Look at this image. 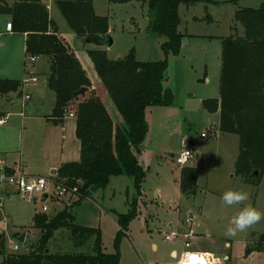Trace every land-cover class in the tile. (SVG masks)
Instances as JSON below:
<instances>
[{"label": "rangeland", "instance_id": "1", "mask_svg": "<svg viewBox=\"0 0 264 264\" xmlns=\"http://www.w3.org/2000/svg\"><path fill=\"white\" fill-rule=\"evenodd\" d=\"M6 2L12 5L14 0ZM263 2L264 0H218L217 3L200 2L191 6L181 4L178 13L182 43L176 51L168 54L163 50V44L168 38L153 29V12L147 3L93 0L95 12L108 17L109 36L113 40L110 46L109 42L98 45L82 40L71 29L58 7L55 6V10L51 11L60 31L70 41L83 65L92 71L93 76L95 66L91 58L84 55L87 49L106 50L110 59L125 58L133 53L140 61L168 60L163 87L169 90L170 99L165 105L146 110L148 135L141 150L134 151L145 171L142 196L138 197L133 178L113 175L104 187H94L82 195L78 202L68 205L76 223L100 229L102 250L119 254L120 264H176L171 252H181L184 242L167 240L165 234L170 229V223L175 228L177 224L186 226L184 221L189 213L199 224L197 227L194 224L193 229L203 233L192 238V248L210 250L222 255L223 252H231L225 246L226 241L234 243L247 239L252 243L250 246L254 247L263 244L261 236L264 233V219L238 233L235 238H228L224 233L231 219L245 205L251 204L264 211V174L258 184L245 182L236 174L235 162L239 154L240 137L217 129L219 111H211L204 102L195 109L186 108L188 96L202 101L220 97L223 39L237 32L233 26L239 7H259ZM6 16L0 14V78L24 80L25 77L22 76L26 67L36 72L41 67L45 68L47 61L40 58L35 62L31 61L30 55L25 56L21 34L1 33L2 18ZM237 26V33L243 34L244 28L240 24ZM21 83L19 90L29 87L24 81ZM29 85H32L30 91L33 97L25 101L26 105L18 96L14 103H9L0 94V107L14 113L12 120L19 112L30 109L34 111V106L40 113H50L52 110L54 96L45 78L41 77L34 83L29 82ZM93 92L97 94L95 89ZM108 100L114 119L118 124L123 123L124 119L109 95ZM72 105L76 107L77 103ZM41 122L43 121L39 124ZM52 126L43 130V136H56V132H52ZM36 127L39 132L35 137L40 143V126L35 125ZM213 128H216V133L210 132ZM203 132L209 134L203 137ZM73 136L74 130L70 137ZM185 137L197 141L194 157L186 166L197 165L201 168L196 192L187 195L180 190L181 170L184 166L176 162V156L183 149L182 141ZM74 139L68 145L71 152L76 149L77 142ZM229 188L245 190L248 200L240 205L226 206L221 197ZM9 189L1 188L0 197ZM53 190L51 186L50 191ZM10 192V197H4L0 204V235H3L0 243V264L6 254L28 253L38 246L42 231L34 226L33 217L36 211L42 210L47 201L44 194H37L30 200L22 198L15 191ZM136 197L139 199L138 214L131 220L128 230L120 233L118 214L127 213L130 202ZM56 212L58 208L47 214L54 215ZM181 221L184 223H180ZM16 232L26 233L24 242L13 238ZM15 244L18 249H14ZM48 247L51 253L97 252L95 237L83 244H77L68 228L55 231ZM222 264H231V261L227 259Z\"/></svg>", "mask_w": 264, "mask_h": 264}, {"label": "trees", "instance_id": "2", "mask_svg": "<svg viewBox=\"0 0 264 264\" xmlns=\"http://www.w3.org/2000/svg\"><path fill=\"white\" fill-rule=\"evenodd\" d=\"M109 1L147 3L153 12L155 31L168 38L163 44L166 54L176 51L182 43L179 6L218 2ZM54 2L78 37L98 45L108 43V17L95 12L93 0ZM0 14L11 16L13 31L27 33V55L49 58L47 82L56 95L50 118L60 121L70 113L76 118V134L81 142L80 160L64 163L58 169L56 180L78 185L84 195L94 187H104L113 175H127L133 178L138 197L142 196L145 171L134 151L140 150L149 131L146 110L165 105L170 99L169 90L163 87L168 60L140 61L133 53L125 58L110 59L106 50H87L100 80L124 119L123 123L115 124L102 99L93 92V83L86 70L67 40L59 34L58 24L42 0H14L12 5L0 0ZM235 19L233 28L238 32L237 25L240 24L244 33L236 32L223 39L220 97L203 102L211 111H219L218 130L240 137L236 174L245 182L258 184L264 174V2L259 7H239ZM21 86L20 80L0 79V94H21ZM83 87L88 88L85 94L76 96ZM73 103H77L76 107ZM2 115L0 112V117ZM212 130L210 132L216 133V128ZM256 171L258 175H255ZM200 173L201 168L197 165L182 168L180 190L183 194L196 192ZM138 197L130 202L127 213L118 214L120 233L127 231L131 220L137 216ZM33 218L34 226L42 231L38 246L28 253L6 254L1 264H120L119 254L102 250L100 229L76 223L70 206L54 215L36 212ZM61 228L70 229L77 244L95 237L97 252H47L49 241ZM261 237L263 244L254 247L249 243L248 251H264V233Z\"/></svg>", "mask_w": 264, "mask_h": 264}, {"label": "crops", "instance_id": "3", "mask_svg": "<svg viewBox=\"0 0 264 264\" xmlns=\"http://www.w3.org/2000/svg\"><path fill=\"white\" fill-rule=\"evenodd\" d=\"M44 2L48 9L49 13L52 19H54L51 11L55 10V2L54 0H42ZM57 7V6H56ZM6 18H2V27L1 33H19L22 35L24 40V53L25 56L26 53V39H27V33L22 32H15L12 30L7 29V22L10 21L11 16L9 14H6ZM55 20V19H54ZM59 27V26H58ZM59 34L63 36L68 43L70 44L72 50L75 52L76 56L80 60L82 66L86 70L91 82L93 83V89L96 90L97 95L102 99L104 104L106 105L113 121L115 124H118L117 121L114 119L110 107L111 104H109L108 100V91L105 88L104 84L100 80L98 73L96 69L94 70V76L91 73L92 71H89L82 62V59L80 55L73 49L70 41L66 38V36L60 31L59 28ZM81 38V37H80ZM84 40L83 38H81ZM110 46V44H108ZM88 50V49H87ZM84 55L89 56L88 53H84ZM40 58L45 59L46 67L45 68H39L37 71H32L30 69H27V67L24 70V76L22 78L30 77L32 75H36L39 78H45L46 84L48 86V73L49 71V58L48 57H37L36 61ZM35 61V62H36ZM34 63V62H32ZM93 63V62H92ZM27 75V76H26ZM24 78V79H25ZM38 78V79H39ZM0 79H11V78H0ZM15 80H19L17 78H13ZM20 81H23L20 79ZM29 87L22 91L21 95L17 94L16 92H10L7 94H4L6 102L14 103L15 97L18 96L19 98L23 99V104H25L24 95L26 93H29L31 95L32 99L33 93L30 91L32 85H28ZM49 87V86H48ZM24 89V88H23ZM50 89V88H49ZM51 90V89H50ZM52 91V90H51ZM108 95H107V93ZM54 96V104L52 105V110L50 113H40L37 111V107L34 106V111L32 109L28 111H22L16 114L15 118L13 120L11 119L14 113L10 112L9 110L2 109L0 107V112H2V116L0 118H4L5 122L0 125V167H4L6 170L14 172H23L28 175L33 176H53L57 177L58 169L67 162L72 161H79L80 160V153H81V142L76 134V118L75 116L66 115L64 119H61L60 121H55L50 118V115L53 112L55 102H56V95L52 91ZM15 94V96H13ZM17 94V95H16ZM110 96V95H109ZM189 98H193L192 96H188ZM112 99V98H111ZM203 102V101H202ZM202 102L199 104V106L202 104ZM26 105V104H25ZM198 106V107H199ZM153 107H150L148 109H151ZM40 121H43L40 123ZM35 125L40 126V133L42 141H39L36 139V135L39 132V129ZM52 126L54 130L52 132H56V136L52 137V134L49 137L43 136V130L49 129V127ZM55 127L56 130L55 131ZM74 130V136H71V132ZM30 133V134H29ZM148 135V133H147ZM75 137V139H74ZM147 138V136H146ZM72 139L76 141V149L71 152V150L68 149V145L71 144ZM146 140V139H145ZM194 140V139H192ZM197 142V141H196ZM144 143V142H143ZM75 144V143H74ZM197 144V143H196ZM143 146V144H142ZM141 146V148H142ZM41 147V150L39 149ZM140 148V150H141ZM40 150V151H39ZM78 150V151H77ZM195 150V149H194ZM35 156V158H34ZM139 159V158H138ZM56 170V171H54ZM48 195H45L44 198L47 200L44 205L49 206V210H54L58 208V211L60 209H64L66 206L72 204L73 202H76L78 200L77 198L72 200H62L58 199L56 197H50L47 198ZM52 202V205H50V202ZM43 208V207H42ZM36 212H42L36 211ZM57 213V212H56ZM185 222V221H184ZM180 222V223H184ZM197 227L199 224L196 221ZM170 229L175 228L173 227V224L170 223ZM179 225L184 231L188 230L189 226L187 224ZM169 229V230H170ZM193 229V227H192ZM194 235L192 238H195L196 235H202L203 233H199L193 229ZM248 244L249 241L246 240H237L234 243H230L229 241L225 242V246L227 248L231 249V252H223L222 255H219L215 253L218 256H224L229 261H231V264H264V251H248ZM195 250H203L199 248H193ZM177 250H173L171 253L175 252ZM178 252V251H177Z\"/></svg>", "mask_w": 264, "mask_h": 264}, {"label": "built area", "instance_id": "4", "mask_svg": "<svg viewBox=\"0 0 264 264\" xmlns=\"http://www.w3.org/2000/svg\"><path fill=\"white\" fill-rule=\"evenodd\" d=\"M12 21L7 22V29L12 30ZM37 56H31V61H36ZM38 80L36 75H32L24 79L25 85H29V82L34 83ZM25 100H29L31 95L26 93L24 95ZM70 116H74V113H70ZM5 122L4 118H0V125ZM209 132H203L202 136L206 137ZM182 141L183 149L180 154L176 156V162L179 165L186 166L189 161L194 157V146L191 144V140L185 137ZM53 186L54 190L50 191V187ZM10 188L6 191L3 197H0V204H2L4 197H10L11 192L15 191L22 198L34 199L37 194L48 195L47 198L51 196L62 200H72L79 199L82 193L79 190L78 185L71 186L66 182H60L53 178V176H33L28 175L23 172H9L4 167H0V190L1 188ZM49 206L44 205L42 210L43 213L49 212ZM186 224L189 226L188 230L184 231L180 226L176 228H171L166 234L165 238L167 240H180L184 242V249L181 252L176 251V264H180L182 254L184 252H195L204 254V264H222L226 258L224 256H218L210 250H195L192 248L191 237H193V225L197 224L193 215L189 213ZM14 249H18V245H14Z\"/></svg>", "mask_w": 264, "mask_h": 264}, {"label": "clouds", "instance_id": "5", "mask_svg": "<svg viewBox=\"0 0 264 264\" xmlns=\"http://www.w3.org/2000/svg\"><path fill=\"white\" fill-rule=\"evenodd\" d=\"M248 198V193L241 188H229L223 192L221 197L226 206L240 205L248 200ZM262 219H264V211L251 204H247L231 219L224 234L228 238H235L238 233L251 228ZM172 255L175 257L176 253L173 252ZM180 264H204V254L184 252Z\"/></svg>", "mask_w": 264, "mask_h": 264}, {"label": "water", "instance_id": "6", "mask_svg": "<svg viewBox=\"0 0 264 264\" xmlns=\"http://www.w3.org/2000/svg\"><path fill=\"white\" fill-rule=\"evenodd\" d=\"M153 27H154L153 29L155 30V24H154ZM108 42H109L110 45L113 44V40H112V38L110 36L108 37ZM87 89H88L87 87H83L80 90H78L75 93V95L76 96L83 95V94H85V92L87 91ZM201 102H202L201 99L189 98L187 100L186 108L187 109H190V110L195 109V108H197L199 106V104ZM196 143H197L196 140H191V144L194 147H195ZM54 171H56V170H54ZM255 175H258V171L255 172ZM2 238H3V235H0V239H2ZM13 238L17 239L20 242H24L25 239H26V233L25 232H16V233L13 234ZM46 251L48 252L49 249H47Z\"/></svg>", "mask_w": 264, "mask_h": 264}]
</instances>
